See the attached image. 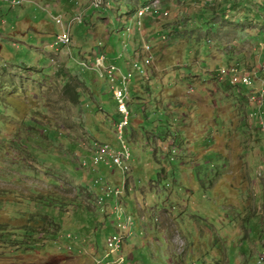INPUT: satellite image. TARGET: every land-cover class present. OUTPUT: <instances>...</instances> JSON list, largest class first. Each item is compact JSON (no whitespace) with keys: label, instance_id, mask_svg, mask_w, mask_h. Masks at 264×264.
<instances>
[{"label":"rangeland","instance_id":"374dc122","mask_svg":"<svg viewBox=\"0 0 264 264\" xmlns=\"http://www.w3.org/2000/svg\"><path fill=\"white\" fill-rule=\"evenodd\" d=\"M13 1L0 0V236L22 237L0 264H264V0ZM59 14L83 20L64 47ZM91 45L135 76L127 173L91 167L95 140L120 145L122 118L112 80L79 70ZM238 62L250 93L218 73ZM106 179L124 214L99 202ZM33 193L74 202L55 214ZM114 234L122 244L108 254Z\"/></svg>","mask_w":264,"mask_h":264},{"label":"clouds","instance_id":"9594fccd","mask_svg":"<svg viewBox=\"0 0 264 264\" xmlns=\"http://www.w3.org/2000/svg\"><path fill=\"white\" fill-rule=\"evenodd\" d=\"M103 1H105V0H103ZM92 7H94L93 5H91ZM100 7H102V4L99 6V7H94V8H100ZM149 10H148V9ZM141 10H144V11H146L145 12V14H142V15H139V11H141ZM148 10V11H147ZM153 10H152V8L151 7H149L148 6V4H145L144 5V7H142V8H140L139 10H138V17L140 18V17H148L149 15H150V12H152ZM62 15V14H61ZM57 16V15H56ZM75 16H77V14H75L73 17H75ZM63 17L66 19H71V18H73V17H70V18H68V17H65L64 15H63ZM78 21V20H77ZM83 22V20H82V18H80V20L76 23V24H80V23H82ZM138 24H139V26H141L142 25V21L141 20H138ZM72 27L73 26H71V32H72ZM140 28V27H139ZM71 39H72V37H71ZM70 44V43H69ZM67 46V45H66ZM64 47V46H63ZM264 48V47H263ZM107 57V60L109 59V57H108V55L106 56ZM153 57V56H152ZM151 57V58H152ZM95 60H96V55H95ZM95 60L93 61V63H92V66H93V64H94V62H95ZM148 62H149V60H148ZM112 63V62H111ZM144 63H145V60H143V67H144ZM84 65H86L87 66V63H83ZM110 64V63H109ZM113 64H116V63H113ZM92 66H90V67H92ZM93 68V67H92ZM139 68V67H138ZM145 68V67H144ZM119 69L122 71V72H124L125 73V71L122 69V67H119ZM93 70H95L94 68H93ZM218 70V73L219 74H222V75H224L225 76V80H227V79H229L228 81L230 82V84H232V87H235V88H237V89H239V91H241L242 90V88H244V89H247L248 91H249V93H250V89L248 88V87H251V88H253L254 89V83H252V79L250 78V76L248 75V72L245 74L244 73V71H243V69L240 67V63L238 62V63H235V64H230V65H228L227 67H222V68H220V69H217ZM126 71H128V69L126 70ZM131 72V71H130ZM258 72V71H257ZM132 73V77L134 78L135 76L133 75V72H131ZM140 73H144V71L143 72H140ZM234 76H237V78L239 79L238 81H234ZM243 76H247L248 78H249V83L248 84H245V83H243L242 82V77ZM100 77L102 78V76L100 75ZM105 78H107L109 81H110V79L108 78V77H105ZM251 83V84H250ZM235 84H237L236 86H235ZM239 84H242L243 86L242 87H239ZM115 85H117V84H115L114 82H111L110 83V86H112V88L115 86ZM128 95H129V98H128V101H127V105H128V108L130 107V105H129V102H130V93H131V85H130V82H129V84H128ZM234 88V89H235ZM254 94H256L257 96H260V100H258V102L260 103V101H264V87L259 91V92H256V93H254ZM251 95V94H250ZM112 96H113V98H115L114 100L116 101V110H117V113L122 117V112L119 110V103H118V100L116 99V96H115V94H114V90H113V93H112ZM263 105V104H262ZM262 105L259 107V110H261V107H262ZM129 113H130V115H131V110H129ZM130 115H129V117H130ZM251 116H253V113H251ZM122 119V118H121ZM121 119H120V121H121ZM119 121V122H120ZM118 123V121H115L114 122V126H116V124ZM262 124H264V120L263 121H261V125ZM130 125V119H129V123H128V125H127V127ZM127 127L125 128V129H127ZM264 126L262 125V127L261 128H263ZM117 135V134H116ZM124 135H125V130H124ZM120 142V141H119ZM124 142H125V144L127 145V143H126V141H125V137H124ZM102 143H108V142H106V141H98V140H95V142H94V145L92 146L93 148V153H92V155H91V160H92V164H91V167H93V168H97V169H100L101 167L103 168V167H105V168H107V167H109V168H111V167H117V168H119V169H121L123 172H125V173H127L129 170H130V164H129V162H130V160H131V158H130V160H129V162H128V165H129V168L127 169V170H124L123 168H121V167H119V166H117V165H115V164H113L112 163V161H111V159L108 157V158H106V160H102V161H100V162H98V163H95L94 162V157L97 155V149H96V144H102ZM112 147H113V149H119L120 147H121V143H120V145L119 146H117L116 144L114 145V144H110ZM127 147H128V145H127ZM129 148V147H128ZM130 150V149H129ZM131 152V151H130ZM86 165H87V163H86V161L84 162ZM102 180H103V178H98L97 180H96V184L97 185H102ZM107 180V179H106ZM112 184H111V182L109 181V180H107V184L105 183V185L104 186H101V191H102V194H100V196H99V202L100 203H103V202H105V200L107 199V198H114V199H116V203H117V199L121 196V194L123 193V190H122V188L120 187V186H117V187H113V186H111ZM128 190H129V188H128ZM116 207L117 208H119L122 212H123V214H124V210L121 208V207H118V203L116 204ZM122 228H123V225L121 226ZM124 228H126V227H124ZM120 234V233H119ZM119 234H114V235H119ZM113 236V235H112ZM112 236H110V237H112ZM264 237V236H263ZM108 240V239H107ZM168 240V239H167ZM121 244H122V242H121ZM263 245H264V239H263ZM107 247H108V245H107ZM120 247H121V245H120ZM120 247L117 249V250H115V251H111V249L108 247V249H109V252H108V254H113V253H115L116 251H118L119 249H120ZM264 250V246H263V249H262V251ZM262 251L259 253V255H258V258L260 257V254L262 253ZM108 258V257H107ZM125 261V260H124Z\"/></svg>","mask_w":264,"mask_h":264},{"label":"built area","instance_id":"2783aa9c","mask_svg":"<svg viewBox=\"0 0 264 264\" xmlns=\"http://www.w3.org/2000/svg\"><path fill=\"white\" fill-rule=\"evenodd\" d=\"M14 3H19L20 1H13ZM148 9V8H147ZM149 10V9H148ZM147 10V11H148ZM146 11L142 10V14H144ZM59 16L58 19H54L56 23L59 25ZM74 21V19L72 20ZM68 26H72L71 22L67 23V26H60L62 28L61 32L57 34L56 36H60V42L64 41L65 39H68L67 37V28ZM59 47V43L57 45ZM98 54V52L95 53V55ZM107 57L103 53L99 56H96V60L93 64V68L95 70H108L110 74V78L112 82H114L116 79L120 77L119 84L118 85V94L116 96H120L121 102L123 104V114L122 119L120 122L116 124V134L117 138L121 143V147L119 149H113V147L107 143L108 146V152L111 154V161L113 164L123 168L124 170H127L129 168L128 162L131 158V152L127 145L124 142V130L127 127L129 123V111H128V105L127 101L129 98L128 95V84L131 81V78L127 76V73L122 72L115 64L106 63ZM115 74H118L116 78H113ZM234 81H238L239 79L237 76H234ZM249 78L247 76L242 77V82L245 84L249 83ZM115 83V82H114ZM97 157L95 156L94 159ZM121 237L119 235H113L112 237H109L107 240V245L111 249V251L117 250L121 245ZM264 253V250L262 251ZM260 262V260H259Z\"/></svg>","mask_w":264,"mask_h":264},{"label":"trees","instance_id":"16d2710c","mask_svg":"<svg viewBox=\"0 0 264 264\" xmlns=\"http://www.w3.org/2000/svg\"><path fill=\"white\" fill-rule=\"evenodd\" d=\"M98 52V54H96V56H99L100 54H102V50H99V51H97ZM108 60H106V63L107 64H109V62H107ZM84 67H86L85 65H84ZM83 67V71L82 72H84L85 74H86V76L89 78L91 75H90V71H87L86 69H88L87 67L86 68H84ZM92 68V67H91ZM93 69V68H92ZM97 72V74H98V77H100V74H99V72L98 71H95V73ZM90 75V76H89ZM85 76V80L87 79V77ZM101 78V77H100ZM102 78L103 79H105L106 80V82L104 83V85L107 87L108 86V82H109V80L108 79H106L104 76H102ZM119 80H120V77L118 78V79H116L114 82H115V84H119ZM130 85H131V83H130ZM237 84H235V86H236ZM243 85L242 84H239V87H242ZM80 88H82V86L80 87L79 85H76L75 87L74 86H72V85H70V84H68L67 86H66V88L64 89V94H66L67 95V92H69L70 93V96H67V97H69V100H70V102L72 101L73 103H76V102H79V101H83L82 100V96H83V93L81 92V90H80ZM108 91H109V93L107 92V94H109L110 96H111V98H113V96H112V93H113V88H112V86H108ZM111 92V93H110ZM99 98V97H98ZM90 99L94 102V98H91L90 97ZM100 99V98H99ZM113 99H115V98H113ZM101 100V99H100ZM115 101V100H114ZM103 102V101H102ZM95 103V102H94ZM115 103H116V101H115ZM96 104V103H95ZM113 118H114V121H120V120H118V117H114L113 116ZM163 143V142H162ZM46 144V146H48L49 144H47V143H45ZM30 199H35L36 200V207L38 206V204H39V207H41V208H44V209H46V207H44L45 205L47 206V207H51V204H48V203H50V202H56V205L54 206V208H53V211L55 212V214H59V212H62V211H64V209H65V207H66V205L67 204H70V202H74V201H71V200H67L68 198H66V197H63V196H59L58 194H56V193H33V194H31V195H29L28 196ZM43 200H45L47 203H42L41 201H43ZM48 204V205H47ZM56 207L58 208V211L56 212ZM67 213V212H66ZM42 225V224H41ZM6 226V224H4L3 225V228ZM58 228H60L59 226H57ZM3 228H1L0 227V232H1V230L3 229ZM57 228V229H58ZM39 230H44V233L43 234H45L46 235V233L49 235V234H54V233H56L57 231H52V230H50L49 231V233L48 232H46V230L45 229H39ZM43 232V231H42ZM19 234H18V231H16V233H15V231H13L12 232V237L11 238H9V239H4L3 237H1L0 236V248H2L3 247V244H5L6 243V246L8 245V244H11V245H16V244H18L17 242H18V238H20V237H22V236H18ZM17 236H18V238H17ZM17 240V241H16Z\"/></svg>","mask_w":264,"mask_h":264},{"label":"bare ground","instance_id":"6f19581e","mask_svg":"<svg viewBox=\"0 0 264 264\" xmlns=\"http://www.w3.org/2000/svg\"><path fill=\"white\" fill-rule=\"evenodd\" d=\"M15 1V0H14ZM16 1H20V0H16ZM99 3H103V0H98V1H96V4L95 5H93L94 7H96V6H100V4ZM17 4H20V3H17ZM60 16V18L59 19H61V22H60V24H59V26H67V23H69V22H71L73 19L74 20H76V19H78V20H80L79 19V17L78 16H75V17H73V18H71L70 20H66L64 17H63V15H61V14H59ZM139 15H142V10L141 11H139ZM58 16V15H57ZM55 17V16H54ZM53 17V18H54ZM58 17H56V18H54V19H57ZM63 18V19H62ZM67 37H68V39H65L64 41H61L60 42V36H56V40H55V42H54V46H56L57 45V43H59V45H61V46H66V45H69V43L71 42V26H68V28H67ZM147 48L149 49L150 47L149 46H147ZM147 62H148V60H147ZM135 66L136 67H138L137 66V64L135 63ZM98 72H99V74L101 75V76H104V77H108L110 80H111V78H110V74H109V72H108V70H98ZM127 76L128 77H130V78H132V73L131 72H128L127 73ZM244 83V82H243ZM113 90H114V94H115V96L118 94V85H115L114 86V88H113ZM116 99L118 100V103H119V110L122 112V114H123V104H122V102H121V98H120V96H116ZM96 149H97V155H96V159H94V162L95 163H98V162H100V161H102V160H106V158H110L111 159V154L108 152V146H107V143H102V144H96ZM262 257H263V260H264V253H262Z\"/></svg>","mask_w":264,"mask_h":264},{"label":"crops","instance_id":"0c3cea01","mask_svg":"<svg viewBox=\"0 0 264 264\" xmlns=\"http://www.w3.org/2000/svg\"><path fill=\"white\" fill-rule=\"evenodd\" d=\"M66 0H62V3L63 2H65ZM60 2H61V0H60ZM72 5H74V4H72ZM60 8V7H59ZM70 10H71V7H70ZM110 39H111V37H109ZM91 41V40H90ZM85 47H87V46H85ZM84 47H82V49H83ZM93 49V50H92ZM93 51H94V47L91 45V53H92V55H91V57H89V58H87V57H85V55H83L82 54V56H83V59L82 60H80L79 61V63L81 64V67H82V69H79V70H82L83 71V67H84V64L83 63H87V68L88 69H86L87 71H90V75H91V72H92V76H93V74H97V72L95 73V70H93L90 66H92V63H93V61L95 60L94 58V55H93ZM130 52V51H129ZM109 54H111V52H108ZM105 54H107V53H105ZM112 55V54H111ZM109 57V56H108ZM111 58H113V57H111ZM110 59V58H109ZM124 62L126 63V65H127V62H126V60L124 59L123 61H121V64L123 65L124 64ZM86 67H84V68H86ZM122 67V66H121ZM128 69V68H127ZM89 75V76H90ZM98 75V74H97ZM96 75V76H97ZM85 76H86V74L84 75V80H85ZM87 77V76H86ZM90 78H91V76H90ZM88 77H87V79L85 80V81H88ZM132 90H134V87L132 86ZM94 92V98H98V95L96 94V92L95 91H93ZM111 93V92H110Z\"/></svg>","mask_w":264,"mask_h":264},{"label":"water","instance_id":"95a60500","mask_svg":"<svg viewBox=\"0 0 264 264\" xmlns=\"http://www.w3.org/2000/svg\"><path fill=\"white\" fill-rule=\"evenodd\" d=\"M1 48H2V45H1V43H0V50H1Z\"/></svg>","mask_w":264,"mask_h":264}]
</instances>
